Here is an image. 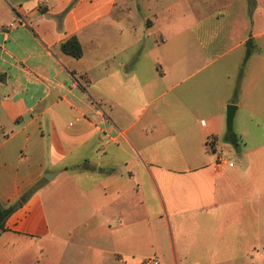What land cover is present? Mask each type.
Wrapping results in <instances>:
<instances>
[{
    "label": "crops",
    "instance_id": "crops-1",
    "mask_svg": "<svg viewBox=\"0 0 264 264\" xmlns=\"http://www.w3.org/2000/svg\"><path fill=\"white\" fill-rule=\"evenodd\" d=\"M0 205V264H263L264 0H0Z\"/></svg>",
    "mask_w": 264,
    "mask_h": 264
},
{
    "label": "trees",
    "instance_id": "trees-1",
    "mask_svg": "<svg viewBox=\"0 0 264 264\" xmlns=\"http://www.w3.org/2000/svg\"><path fill=\"white\" fill-rule=\"evenodd\" d=\"M61 52H63L64 54L72 57L73 59H80L82 57V48L77 40L76 37H70L67 40H65L64 42H62L59 46ZM245 56H244V60L241 66V72L244 70L245 66H246V62L248 60V58L250 57V55L252 54L253 50H254V45L253 42L251 40H248L246 42L245 45ZM39 189V183H36L26 194V196H29L31 194H33L34 192H36ZM15 205L14 206H9V207H3L0 205V233L4 230V224L6 219L8 218V216L14 211L15 209Z\"/></svg>",
    "mask_w": 264,
    "mask_h": 264
},
{
    "label": "rangeland",
    "instance_id": "rangeland-1",
    "mask_svg": "<svg viewBox=\"0 0 264 264\" xmlns=\"http://www.w3.org/2000/svg\"><path fill=\"white\" fill-rule=\"evenodd\" d=\"M131 1H134V0H131ZM138 2H143V0H137ZM160 1L161 0H150V2H155V3H159L160 4ZM157 10H159V8L157 9ZM226 130H227V128H225V132H226ZM226 134V133H225ZM227 135L229 136V135H231V133L230 134H228L227 133ZM218 146V152L221 150V145H222V140H220L219 141V143L217 144ZM233 151H235L234 149H233ZM223 156L224 157H226V158H230L231 160H233V162H235V160H236V156L234 155V153H229V152H227V151H225L224 153H223ZM23 198L24 197H21V201L23 200ZM262 263L264 264V258L262 257ZM258 262L256 261V260H254V264H257Z\"/></svg>",
    "mask_w": 264,
    "mask_h": 264
},
{
    "label": "water",
    "instance_id": "water-1",
    "mask_svg": "<svg viewBox=\"0 0 264 264\" xmlns=\"http://www.w3.org/2000/svg\"><path fill=\"white\" fill-rule=\"evenodd\" d=\"M236 107L233 105H229L227 107V112H226V128H227V132H231L232 131V125H233V118H234V113H235ZM45 178H49V177H45Z\"/></svg>",
    "mask_w": 264,
    "mask_h": 264
},
{
    "label": "built area",
    "instance_id": "built-area-1",
    "mask_svg": "<svg viewBox=\"0 0 264 264\" xmlns=\"http://www.w3.org/2000/svg\"><path fill=\"white\" fill-rule=\"evenodd\" d=\"M96 108L99 112H102L99 106L96 105Z\"/></svg>",
    "mask_w": 264,
    "mask_h": 264
}]
</instances>
